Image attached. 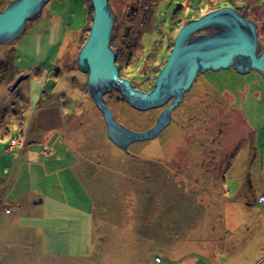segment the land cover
Instances as JSON below:
<instances>
[{
	"label": "rangeland",
	"instance_id": "obj_1",
	"mask_svg": "<svg viewBox=\"0 0 264 264\" xmlns=\"http://www.w3.org/2000/svg\"><path fill=\"white\" fill-rule=\"evenodd\" d=\"M109 4L114 64L139 92L154 89L180 27L222 7L255 24L264 51V0ZM92 16L90 0H48L0 43V264H264V78L198 74L169 123L126 151L77 67ZM102 98L133 132L175 99L140 111L115 89Z\"/></svg>",
	"mask_w": 264,
	"mask_h": 264
},
{
	"label": "water",
	"instance_id": "obj_2",
	"mask_svg": "<svg viewBox=\"0 0 264 264\" xmlns=\"http://www.w3.org/2000/svg\"><path fill=\"white\" fill-rule=\"evenodd\" d=\"M47 1L12 0L0 10V43L18 38L26 23L37 16ZM90 1L93 16L86 42L77 58V67L87 75L88 92L104 117L108 139L119 148L126 150L131 142L156 136L169 123L170 110L200 73L233 68L239 74L254 70L264 78V51L258 54L255 24L239 11L222 7L185 22L173 40L154 89L149 93L136 91L128 80L119 77L114 64L115 56L109 44L115 14L110 0ZM112 89L119 91L140 111L157 108L171 97L175 99L160 114L153 128L133 132L117 123L104 105L102 95Z\"/></svg>",
	"mask_w": 264,
	"mask_h": 264
},
{
	"label": "flooded vegetation",
	"instance_id": "obj_3",
	"mask_svg": "<svg viewBox=\"0 0 264 264\" xmlns=\"http://www.w3.org/2000/svg\"><path fill=\"white\" fill-rule=\"evenodd\" d=\"M214 154H215V152H214ZM211 156H213V152L211 153ZM208 160V159H207ZM220 160V159H219ZM226 160V159H225ZM212 164V163H211ZM214 167V170L216 171L217 170V165H216V167L215 166H213ZM211 168V167H210ZM199 171H201V170H199ZM212 173H214L213 171H212Z\"/></svg>",
	"mask_w": 264,
	"mask_h": 264
},
{
	"label": "trees",
	"instance_id": "obj_4",
	"mask_svg": "<svg viewBox=\"0 0 264 264\" xmlns=\"http://www.w3.org/2000/svg\"><path fill=\"white\" fill-rule=\"evenodd\" d=\"M156 258H158V259L160 260L158 263H161V262L163 261V260H162L160 257H158V256H156L155 259H156ZM155 259H154V262L157 263V262L155 261Z\"/></svg>",
	"mask_w": 264,
	"mask_h": 264
},
{
	"label": "crops",
	"instance_id": "obj_5",
	"mask_svg": "<svg viewBox=\"0 0 264 264\" xmlns=\"http://www.w3.org/2000/svg\"><path fill=\"white\" fill-rule=\"evenodd\" d=\"M163 263V261L161 262V263H155L154 262V264H162ZM144 264H152L151 262H147V263H144ZM182 264H185V263H182Z\"/></svg>",
	"mask_w": 264,
	"mask_h": 264
},
{
	"label": "built area",
	"instance_id": "obj_6",
	"mask_svg": "<svg viewBox=\"0 0 264 264\" xmlns=\"http://www.w3.org/2000/svg\"><path fill=\"white\" fill-rule=\"evenodd\" d=\"M157 263L160 261L158 258H157V260H155Z\"/></svg>",
	"mask_w": 264,
	"mask_h": 264
},
{
	"label": "bare ground",
	"instance_id": "obj_7",
	"mask_svg": "<svg viewBox=\"0 0 264 264\" xmlns=\"http://www.w3.org/2000/svg\"><path fill=\"white\" fill-rule=\"evenodd\" d=\"M126 151H127V150H126ZM126 151H125V152H126Z\"/></svg>",
	"mask_w": 264,
	"mask_h": 264
}]
</instances>
